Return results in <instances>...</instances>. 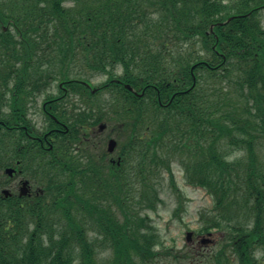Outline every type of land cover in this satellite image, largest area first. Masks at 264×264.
<instances>
[{
	"label": "trees",
	"instance_id": "obj_1",
	"mask_svg": "<svg viewBox=\"0 0 264 264\" xmlns=\"http://www.w3.org/2000/svg\"><path fill=\"white\" fill-rule=\"evenodd\" d=\"M263 15L264 0H0V168L7 143L27 168L36 145L46 176L42 194L0 199V264H158L169 253L142 211L161 202L148 181L176 154L213 199L202 230L233 231L226 264H264ZM86 72L146 94L111 84L106 108L71 100L69 112ZM42 93L40 130L28 106ZM113 120L138 131L119 143L134 157L75 155L82 128Z\"/></svg>",
	"mask_w": 264,
	"mask_h": 264
},
{
	"label": "rangeland",
	"instance_id": "obj_2",
	"mask_svg": "<svg viewBox=\"0 0 264 264\" xmlns=\"http://www.w3.org/2000/svg\"><path fill=\"white\" fill-rule=\"evenodd\" d=\"M264 18V15H263ZM263 25H264V19ZM231 21V20H229ZM116 72L119 74L121 73V68H117ZM84 77L86 75L84 74ZM90 83L98 87L103 83L107 82V77L105 74H96L91 73L90 76ZM87 77L84 79L87 80ZM197 84V79L194 77L193 86ZM226 84V83H224ZM84 85V84H83ZM82 85V86H83ZM130 85V84H129ZM128 86V85H126ZM125 86V89H127ZM90 87V86H88ZM130 87V86H128ZM92 87H90L91 89ZM56 89L55 84H51L50 87L47 89V92H54ZM130 89H133L132 85ZM128 90L131 93V90ZM97 90V89H93ZM189 91H184V93ZM132 93H134L132 91ZM143 94H146L144 90L139 97H142ZM108 95L105 92H102L98 95L97 100L100 104H103V109L106 108L105 102L108 100ZM45 94H40L34 104H29L28 108L29 111L32 113L31 119L33 120L34 125L37 128L42 129L46 123L45 116L42 114L40 110V104L44 101ZM102 102V103H101ZM104 102V103H103ZM171 103L165 104L168 107ZM38 105V107H37ZM36 107V108H33ZM33 109H36V112H33ZM105 111V110H104ZM106 122V121H105ZM108 125L113 123V125H109L108 129L114 128V131L119 134V131H127L126 136H122L124 142H127L129 138L134 139L138 135V131L135 129H124L123 122L121 120H113L111 123L107 122ZM115 124V125H114ZM105 128V125L102 126ZM117 128V129H116ZM109 134V130L105 134V136ZM102 142L96 144L94 152L96 154L105 153L107 151L108 140L105 137H101ZM105 139V140H104ZM104 140V141H103ZM10 146L9 143L5 145L6 150ZM100 147V148H99ZM118 148H114V150L110 153H116ZM126 159L123 160L128 161L130 155L135 156L137 153L136 148L127 149ZM133 151V152H132ZM173 153V152H172ZM113 154V155H114ZM83 159L85 162L86 156L77 152L75 154ZM122 155V152H121ZM173 155V154H172ZM177 155V154H176ZM176 155H173L172 161V168L171 172L166 170L162 171L156 177L151 178L148 182L154 184L157 191L159 192V196L161 202L158 203V206L155 210L144 209L142 211V215H145L146 212L149 214V217L152 224L156 228L157 232L160 235L161 242L163 244V252L162 255L165 253H169V256H161L158 259V264H217L215 259L213 258L214 255L218 256L222 259L223 263L226 264V259H229L231 263L233 257L231 250L232 247L228 246L231 242L228 241V238L233 234V231L226 227H221L220 229H211L209 231L202 230V220H201V213L203 211H208L213 208V199L210 194L203 188L193 186L187 183L185 180V175L183 172L182 167L178 163V158ZM236 156L240 157L243 156L242 154H237ZM262 159H264V153H262ZM102 158V161H101ZM101 161V164L106 163L108 165V159L100 156L98 159H94V161ZM117 161V158H115ZM114 161V163H115ZM1 162V161H0ZM37 163V168L31 167L32 175L37 174V185L38 187L42 188L43 183H45V173L42 169H39L38 161L33 160V166ZM113 165H116L113 164ZM148 171V170H147ZM152 171V170H151ZM154 172V171H152ZM173 175V178L171 177ZM3 180L2 169L0 168V181ZM173 181V182H171ZM139 184V183H138ZM150 185V184H149ZM139 188H144V184L139 185ZM26 190V185L22 189L23 193ZM7 191V190H6ZM36 191V190H35ZM9 192H4L2 196L0 194V199H5V203H7L9 199L8 196ZM25 198L28 196H32L31 194V187L28 188L27 194H25ZM30 195V196H29ZM177 211V213H176ZM190 234V236H188ZM259 254V253H257ZM174 255H177L178 258H174Z\"/></svg>",
	"mask_w": 264,
	"mask_h": 264
},
{
	"label": "flooded vegetation",
	"instance_id": "obj_3",
	"mask_svg": "<svg viewBox=\"0 0 264 264\" xmlns=\"http://www.w3.org/2000/svg\"><path fill=\"white\" fill-rule=\"evenodd\" d=\"M64 89L67 90V87H64ZM76 96L78 97V99L83 104H86V102L88 100H90V97L87 94L81 95L80 93H77ZM67 102L68 101H66L63 105L66 106ZM83 106L86 107V105H83ZM82 130L84 131L85 135H87L89 132V136L85 138L87 143L90 144L92 141H96L97 143H98V141L102 142L101 137H103V132L105 130L100 131L96 128H87V127L82 128ZM120 141H122V138H120ZM32 148L35 151L34 158H32V160L34 159V161H36V162L40 161L41 153L39 152V150H37L36 145H34ZM121 152H122V150L120 148L118 150V153H115V155H109L107 157V159L109 160L110 163H112V164L116 163V165L119 166L123 162V158H126V155H127V154H124L123 152L121 155ZM93 155L95 156V159H98L102 154L99 155L96 153H91V154L88 153L86 155L85 160L88 162L92 158ZM114 158H117V161H115ZM4 160H5L4 161V167H5L4 170H6L7 168H14L16 170V173L14 174L13 177H7L4 180L5 182L0 183V191H2L4 189H8L10 191V193L12 194V196H15V198H18L20 190L22 188V181L29 180L30 184H31V193L33 194V192H35V195H36L39 187L33 185V184H36L37 182L34 183V182H32L31 179H29V177H32V173L26 171V166L24 165L23 159L21 157H19V159H17L16 155L13 154L12 150L10 149L4 154ZM114 161H115V163H114ZM34 167L35 168L37 167V163L34 164ZM12 196H9V197H12Z\"/></svg>",
	"mask_w": 264,
	"mask_h": 264
},
{
	"label": "water",
	"instance_id": "obj_4",
	"mask_svg": "<svg viewBox=\"0 0 264 264\" xmlns=\"http://www.w3.org/2000/svg\"><path fill=\"white\" fill-rule=\"evenodd\" d=\"M115 146H116V142L115 141H111L110 144H109V151H113ZM188 236H190V234Z\"/></svg>",
	"mask_w": 264,
	"mask_h": 264
},
{
	"label": "bare ground",
	"instance_id": "obj_5",
	"mask_svg": "<svg viewBox=\"0 0 264 264\" xmlns=\"http://www.w3.org/2000/svg\"><path fill=\"white\" fill-rule=\"evenodd\" d=\"M78 83L82 84L83 82L82 81H78ZM177 99V96L173 97L171 100L174 101Z\"/></svg>",
	"mask_w": 264,
	"mask_h": 264
}]
</instances>
